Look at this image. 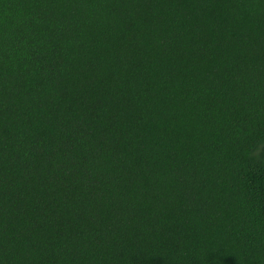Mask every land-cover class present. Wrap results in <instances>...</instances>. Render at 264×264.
I'll use <instances>...</instances> for the list:
<instances>
[{"label":"trees","instance_id":"1","mask_svg":"<svg viewBox=\"0 0 264 264\" xmlns=\"http://www.w3.org/2000/svg\"><path fill=\"white\" fill-rule=\"evenodd\" d=\"M0 264H264V0H0Z\"/></svg>","mask_w":264,"mask_h":264}]
</instances>
